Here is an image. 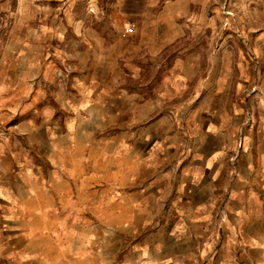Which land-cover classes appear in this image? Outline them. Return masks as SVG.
Masks as SVG:
<instances>
[{"label": "rangeland", "instance_id": "1", "mask_svg": "<svg viewBox=\"0 0 264 264\" xmlns=\"http://www.w3.org/2000/svg\"><path fill=\"white\" fill-rule=\"evenodd\" d=\"M120 2L0 0V79L5 76L16 94H30V107L28 98L25 105L16 99V121L26 111L34 128L14 140L53 193L61 180L51 161L59 146L74 138L80 157L92 159L96 170L104 161L114 167L125 153L134 158L137 142L147 140L146 134L141 138L142 125L181 108L189 94L181 80L185 54L199 57L198 47L215 30L225 47H243L236 36L249 29L251 10L264 0H161L155 22L147 23ZM130 23L137 28L126 34ZM235 56L227 52L225 61ZM251 114L247 110L246 126L253 123ZM165 134L156 131V142ZM85 176L78 188L72 181V188H65L70 195L63 199L62 213L32 214V245L25 259L21 255L0 264H152L153 245L167 241L169 233L161 231L169 215L152 198V189L137 199L134 183L120 188L113 182L108 198L102 176L94 181ZM45 222L61 223L56 239L48 237Z\"/></svg>", "mask_w": 264, "mask_h": 264}, {"label": "crops", "instance_id": "2", "mask_svg": "<svg viewBox=\"0 0 264 264\" xmlns=\"http://www.w3.org/2000/svg\"><path fill=\"white\" fill-rule=\"evenodd\" d=\"M160 3L120 2L142 23L155 22ZM157 6L159 10L152 9ZM250 18L249 29L236 36L243 47H225L222 33L215 30L206 36V45L198 47L199 57L185 54L181 80L189 94L181 108L142 125L141 138L146 134L147 140L137 142L134 158L125 153L114 167L104 161L96 170L92 159L80 157L81 145L74 138L59 146L51 160L61 178L54 193L14 140L34 130L26 111L16 121V99L25 105L28 98L30 107V94H16L1 75L0 260L14 261L21 255L24 260L32 245V214L62 213L70 182L78 188L85 175L91 181L98 175L108 184V198L113 182L120 188L134 183L137 199L151 188L152 198L166 208L169 221L160 227L169 231L168 240L153 245L152 264H264V3L254 6ZM129 25L137 28L136 23L126 28ZM149 33L154 45L157 32ZM227 52L237 56L225 61ZM249 109L253 123L246 126ZM156 131L166 132L159 142ZM119 195L120 206H127L124 193ZM61 228V223L47 222L44 230L56 239Z\"/></svg>", "mask_w": 264, "mask_h": 264}, {"label": "built area", "instance_id": "3", "mask_svg": "<svg viewBox=\"0 0 264 264\" xmlns=\"http://www.w3.org/2000/svg\"><path fill=\"white\" fill-rule=\"evenodd\" d=\"M134 31H135L134 27L130 25L125 29L126 34H132L134 33Z\"/></svg>", "mask_w": 264, "mask_h": 264}]
</instances>
